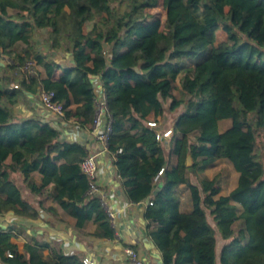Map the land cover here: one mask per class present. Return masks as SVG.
I'll list each match as a JSON object with an SVG mask.
<instances>
[{"label":"trees","instance_id":"obj_1","mask_svg":"<svg viewBox=\"0 0 264 264\" xmlns=\"http://www.w3.org/2000/svg\"><path fill=\"white\" fill-rule=\"evenodd\" d=\"M160 5L165 25L146 12ZM220 26L228 38L216 45ZM44 29L39 48L36 33ZM55 51L71 53L73 61L60 63ZM0 52L13 60L0 75V214L36 218L42 205L54 214L58 205L80 233L115 237L110 214L100 194L89 193L81 168L89 149L63 139L49 121L15 111L27 92H53L65 119L92 127L99 77L112 118L108 151L127 199L150 197L144 216L163 264H264V0H0ZM30 61L46 76L13 75ZM178 79L190 95L186 102L174 94ZM166 104L186 109L168 127L173 134L160 141L148 121L153 115L159 124ZM223 119L232 125L220 131ZM220 159L238 172L228 194L216 178L199 184L191 178ZM18 173L49 203L39 199L37 206L25 197ZM181 185L191 191L189 211L176 196ZM206 209L225 240L219 255ZM89 223L92 232L85 229ZM13 227L0 228V264H86L82 251L68 253L56 239L27 235L21 250Z\"/></svg>","mask_w":264,"mask_h":264},{"label":"crops","instance_id":"obj_2","mask_svg":"<svg viewBox=\"0 0 264 264\" xmlns=\"http://www.w3.org/2000/svg\"><path fill=\"white\" fill-rule=\"evenodd\" d=\"M57 72L56 77L58 78L62 70H57ZM42 75L45 77L46 73L44 72ZM95 81L96 92L99 96L103 88L99 77H96ZM39 93L27 92L15 106V111L24 118L36 116L44 121H49L61 131L63 139L78 141L89 149L90 154L98 155L99 170L96 183L99 191L97 193L100 194L107 211L111 210L116 214L115 219L111 220L116 229V235L114 238H99L80 233L72 224L68 214L57 206L54 208L55 214L49 213L45 209L49 214L45 221L40 216L41 212L36 218L17 215L12 211L4 213L6 218L13 219L11 224L14 225L13 230L17 231V237H24V243L27 241V235H35L45 240H59L66 252L82 251L85 258L94 264H163L162 253L149 235V222L144 216L148 204L147 199L139 203H132L127 199L114 164L115 156L108 150H104L103 143L95 137L93 125L84 128L72 119L67 120L64 117L53 116L44 107ZM153 117L151 115L150 119ZM18 174L24 179L21 173ZM40 179L39 175V179L36 180ZM190 203L192 205V201ZM36 204L39 206L38 203ZM189 205L185 209H181L189 211L192 209V206L189 208ZM32 223L34 227L31 226ZM85 229L87 232H92L95 225L89 223ZM128 246L135 249L141 263L135 262L126 254L125 249Z\"/></svg>","mask_w":264,"mask_h":264},{"label":"rangeland","instance_id":"obj_3","mask_svg":"<svg viewBox=\"0 0 264 264\" xmlns=\"http://www.w3.org/2000/svg\"><path fill=\"white\" fill-rule=\"evenodd\" d=\"M146 12L150 13L155 18L161 19L162 24L165 25L166 10L163 8L162 5H160L159 7H155V8H149L146 10ZM91 25H92V23L87 24L86 29H89L91 27ZM46 33H47L46 29H44L42 31H37V33H36V43H37L39 48H43L42 42H43V39H44V36L46 35ZM227 38H228L227 33L225 32L223 27L220 26V28H218V30H217L216 45L227 40ZM20 47L21 46H19V48ZM20 49H22V47ZM106 49L109 52L110 47L107 46ZM53 55H54L55 59H57L60 63H63V64H69L73 61L72 54L69 52H57V51H55ZM12 61L13 60L9 55H5V54L0 52V75H3L4 73L7 72L5 66H7V64L11 63ZM27 71L28 70H27L26 66H24V67L19 66L18 69H16L13 72V75L15 77L21 78L23 75L28 73ZM35 71H40L41 73L45 72L44 68L41 67L40 65L36 64L35 61H30L29 62V72H35ZM13 87H16V84H14ZM174 94L178 99L181 97H184L185 102L190 98V95L183 93L182 84H181L180 79H178L176 82V88L174 89ZM185 109H186V104L179 106L175 110H170L169 105L166 104L165 105V113L160 118V122H159L160 129H166L168 127H172L176 118L181 113H183L185 111ZM231 125H232L231 119H223L222 121H220L219 130L225 131ZM191 139H192V141L197 142V135L196 134L191 135ZM261 144H262V141L260 142L259 151L263 154V158H264V145L261 146ZM170 145H171V143H169L167 141L165 147L169 148ZM192 161L194 162L193 159H192ZM206 176L209 178H216L217 179L218 186L221 188V194H228L235 187V185L237 184V180H238V177H237L238 172L235 170L232 163L228 162L227 160H223V159L218 160L215 165L207 168L204 172H197L195 174L193 173L191 178L193 179L194 182L199 184L200 180ZM14 177H15L16 182L22 187L25 197L35 201L36 203L39 202V199H41L45 203H49V201H47L45 199V196H41V198H40L36 193H31L30 192L31 190L23 182V179L19 176V174H16ZM34 177H35V179H39V175L37 173L34 175ZM176 196H178L180 199V207L182 209H185L188 206V204H190L189 208L192 206L190 203V201H192L191 191L185 185H181L176 189ZM192 208H193V206H192ZM206 211H207V216H208L209 222L217 230L218 255H219L221 248H222L223 244L225 243V240L221 237V234L217 228L216 222L213 220L209 209H206ZM40 212L42 213V214H40L42 220L45 221L49 214H47V212L45 211L44 205H42L40 207ZM8 219H10V218H8ZM3 220L4 219L3 218L1 219V216H0V228L11 229L13 227V224H11L9 222L5 223V221H3ZM238 223H239V221L236 222V228H238ZM31 226L34 227V224L32 223ZM13 240L19 245L20 249L22 250L23 245H24V237H17V238H14ZM45 253H46V256H48V251H45ZM218 264H221V263L218 262Z\"/></svg>","mask_w":264,"mask_h":264},{"label":"built area","instance_id":"obj_4","mask_svg":"<svg viewBox=\"0 0 264 264\" xmlns=\"http://www.w3.org/2000/svg\"><path fill=\"white\" fill-rule=\"evenodd\" d=\"M27 72H29V63L26 65ZM18 87V85H16ZM100 90V89H99ZM39 97L41 102L43 103L44 107L51 112L53 116H60L64 117L65 115V108L64 104L55 99V93L53 92H46V91H40ZM97 112L93 121L94 126V133L95 137L103 143L104 150H108V141L110 138V134L112 132V118L111 115L108 113V107H107V96L104 90L102 91L101 95H97ZM149 126L152 128H155L157 132V138L160 141H164L168 139L172 134L173 131L171 128L168 129H160L159 124L154 120L148 121ZM123 149L119 148L118 152H122ZM97 154L92 153L89 154L81 163V168L84 173H86L90 178V190L89 193H96L99 191V187L96 183L97 176H98V160H97ZM163 170L160 171L159 174H161ZM111 220L115 219V213L113 211H109ZM1 219L3 218L5 223H12L13 219H8L4 216V214H0ZM6 230H9V228H5ZM126 254L131 257L135 262L141 263L140 260H138V253L135 251V249L131 246L126 247L125 249ZM86 264H94V262L89 261L88 258H85Z\"/></svg>","mask_w":264,"mask_h":264},{"label":"water","instance_id":"obj_5","mask_svg":"<svg viewBox=\"0 0 264 264\" xmlns=\"http://www.w3.org/2000/svg\"><path fill=\"white\" fill-rule=\"evenodd\" d=\"M192 164H193L192 157L189 155L188 160H187V165L191 166ZM162 186H163V182H160L158 187L155 189L154 192L155 193L158 192L161 189ZM147 202L148 203L150 202V197L147 198Z\"/></svg>","mask_w":264,"mask_h":264}]
</instances>
